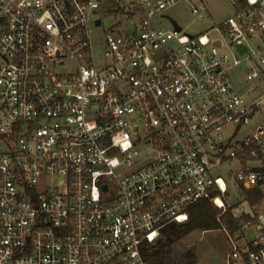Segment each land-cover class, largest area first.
Masks as SVG:
<instances>
[{"label":"built area","instance_id":"1","mask_svg":"<svg viewBox=\"0 0 264 264\" xmlns=\"http://www.w3.org/2000/svg\"><path fill=\"white\" fill-rule=\"evenodd\" d=\"M178 1L0 0V264H150L144 243L190 206L224 205L223 161L245 164L229 180L264 182V126L232 145L224 131L263 105L264 0H229L197 34L166 13ZM230 238L227 264H264V209Z\"/></svg>","mask_w":264,"mask_h":264},{"label":"rangeland","instance_id":"2","mask_svg":"<svg viewBox=\"0 0 264 264\" xmlns=\"http://www.w3.org/2000/svg\"><path fill=\"white\" fill-rule=\"evenodd\" d=\"M192 4H196L200 8L198 14L192 13ZM232 12L233 6L229 0H180L166 10V13L170 17L175 19L185 31L191 34L207 32L213 24L222 22ZM120 18L121 16H117L112 10L109 11V13H104L102 25L95 29L93 36L94 53L96 63L100 65L103 64L102 45H104V43H99V41H103L105 33L112 29V27L119 22L118 19ZM153 22L156 25H162L167 29L173 28V23L168 17H156ZM128 24L129 26H132V22L129 21ZM210 34L216 35L217 32L211 31ZM251 43L254 47L258 45L256 40H252ZM221 51L227 52L230 55L233 53V49L227 47L222 48ZM248 66L247 62H243L230 71V75L235 84L243 91H245L251 83L250 80L247 79L246 74ZM260 89V93L264 92V85ZM262 102L263 105L255 111L248 124L239 126L235 124H228L225 127L224 131L226 133L227 142L232 140V145L237 139L253 135L260 125L264 126V98ZM149 147L150 146L148 145H140L142 151L148 149ZM249 162L251 164L260 165V163L256 160H250ZM244 166V161L240 157H236L223 161L220 165L213 169V174L224 177L229 186V191L223 198L224 205L220 206L212 202L220 209L221 213L231 207L233 212L237 215H240L242 212H252V217H254L258 211L264 209V201L255 206L249 205L241 193L240 183L235 178H232L231 180L228 178L229 174L244 168ZM237 233H241V230H238L235 233H229L225 228L205 231L196 229L189 232L183 238L177 240L172 247L177 255H182L185 251L193 249L195 252V257L192 262L193 264H227V255L232 248L230 235L235 237Z\"/></svg>","mask_w":264,"mask_h":264},{"label":"trees","instance_id":"3","mask_svg":"<svg viewBox=\"0 0 264 264\" xmlns=\"http://www.w3.org/2000/svg\"><path fill=\"white\" fill-rule=\"evenodd\" d=\"M263 183L258 186L247 188L241 186V193L251 206L258 205L264 201ZM188 219L184 222H173L163 229L161 236L154 242H145L142 251L145 259L150 264H193L195 252L193 249L177 255L173 250V244L186 236L189 232L200 230H211L225 228L230 233L241 230L244 222L254 219L252 212H242L237 215L232 208L223 213L212 201L205 200L193 204L188 209Z\"/></svg>","mask_w":264,"mask_h":264},{"label":"water","instance_id":"4","mask_svg":"<svg viewBox=\"0 0 264 264\" xmlns=\"http://www.w3.org/2000/svg\"><path fill=\"white\" fill-rule=\"evenodd\" d=\"M97 24H100L101 23V20H97V22H96ZM176 26H177V28L178 29H180L181 27L178 25V24H176ZM246 47L245 46H243V45H241L240 47H239V50L241 51V52H244V51H246ZM107 185H104V189H107Z\"/></svg>","mask_w":264,"mask_h":264}]
</instances>
